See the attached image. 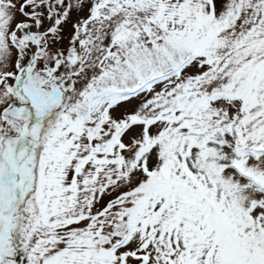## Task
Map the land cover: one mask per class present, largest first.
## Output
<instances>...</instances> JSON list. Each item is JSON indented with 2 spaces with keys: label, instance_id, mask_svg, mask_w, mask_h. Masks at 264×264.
Instances as JSON below:
<instances>
[{
  "label": "snow or ice",
  "instance_id": "6c2138e0",
  "mask_svg": "<svg viewBox=\"0 0 264 264\" xmlns=\"http://www.w3.org/2000/svg\"><path fill=\"white\" fill-rule=\"evenodd\" d=\"M0 264H264V0H0Z\"/></svg>",
  "mask_w": 264,
  "mask_h": 264
}]
</instances>
